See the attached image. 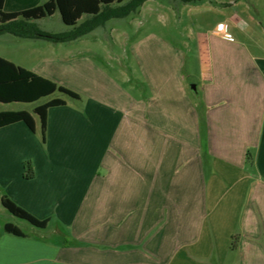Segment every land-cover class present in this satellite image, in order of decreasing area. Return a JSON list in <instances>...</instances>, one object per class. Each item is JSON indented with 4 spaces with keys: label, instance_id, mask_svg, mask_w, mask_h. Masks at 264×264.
<instances>
[{
    "label": "crops",
    "instance_id": "obj_1",
    "mask_svg": "<svg viewBox=\"0 0 264 264\" xmlns=\"http://www.w3.org/2000/svg\"><path fill=\"white\" fill-rule=\"evenodd\" d=\"M46 1L5 0L4 10ZM220 12L198 36L190 76L168 37L134 44L147 56L144 84L132 65L113 78L92 51L0 54L80 94L48 110L45 137L36 117L35 130L0 127V203L49 220L34 234L20 227L24 236L5 221L0 264H264V0ZM159 52L175 57L155 64ZM79 65L81 90L62 78Z\"/></svg>",
    "mask_w": 264,
    "mask_h": 264
},
{
    "label": "rangeland",
    "instance_id": "obj_2",
    "mask_svg": "<svg viewBox=\"0 0 264 264\" xmlns=\"http://www.w3.org/2000/svg\"><path fill=\"white\" fill-rule=\"evenodd\" d=\"M219 1V0H218ZM196 0L184 3L181 0H148L136 12L122 18H112L104 25L95 28L93 31L82 37L67 43L54 42L48 39L22 38L10 33L0 35V54L12 55L15 58L24 59L31 56V61L40 60L42 57H59L63 54H80L83 51H92L91 55L95 62L106 70L113 78L122 76L123 65H132L135 68L134 76L140 82L145 83L144 72L140 64L145 65L147 56H135L133 47L135 43H142L146 39L154 36L155 46L162 44V39L168 37V41L178 45L184 51V74L190 76L195 68L200 65L201 55L199 53V38L201 33H210L218 27V22L223 20L220 10L230 6L236 8V2L240 0ZM231 1L232 4H231ZM239 7V6H237ZM223 8V9H222ZM84 16L79 24L86 20ZM39 27L50 33L70 32L74 26L64 22L61 13L57 11L51 16L35 21ZM167 39V38H166ZM159 44V45H161ZM139 51V47H137ZM70 50V51H68ZM161 51V47L157 49ZM69 53V54H70ZM132 53V54H130ZM175 55L170 54L166 59L161 52L154 54L153 62L160 64L166 60L173 61ZM149 63V60H148ZM76 70L63 75L62 78L69 84L81 90L82 66H75ZM61 75V74H60ZM130 86L132 84H129ZM128 85V86H129ZM139 86L140 83L138 84ZM141 87L137 93H142ZM53 97L71 98L62 92H56L51 96L44 97L36 102H0V111L26 109L34 114L39 120V116L34 113V108ZM5 221H12L24 231L34 234L36 226L29 221L13 215L7 208L0 203V226Z\"/></svg>",
    "mask_w": 264,
    "mask_h": 264
},
{
    "label": "trees",
    "instance_id": "obj_3",
    "mask_svg": "<svg viewBox=\"0 0 264 264\" xmlns=\"http://www.w3.org/2000/svg\"><path fill=\"white\" fill-rule=\"evenodd\" d=\"M48 0L21 12H6L5 0H0V34L11 33L22 38L48 39L54 42L75 40L95 28L104 25L112 18H122L136 12L147 0ZM184 3L196 0H181ZM61 13L64 22L74 26L70 32L50 33L42 30L36 20ZM87 15L88 18L79 24ZM62 92L71 98H80V94L58 82L27 69L0 55V102H36L44 97ZM65 99L53 97L37 105L34 113L39 116L43 137L47 131L48 110L53 106L64 105ZM25 122L32 130L36 129V119L32 112L26 109L0 111V127L18 122ZM27 177L34 175L31 162L27 163ZM2 203L13 215L25 219L33 225L45 228L48 219H39L25 208L21 207L7 196ZM5 229L9 233L24 236L22 229L8 222Z\"/></svg>",
    "mask_w": 264,
    "mask_h": 264
},
{
    "label": "built area",
    "instance_id": "obj_4",
    "mask_svg": "<svg viewBox=\"0 0 264 264\" xmlns=\"http://www.w3.org/2000/svg\"><path fill=\"white\" fill-rule=\"evenodd\" d=\"M226 25L224 23H221L219 24V28H218V33L221 35V36H226Z\"/></svg>",
    "mask_w": 264,
    "mask_h": 264
}]
</instances>
